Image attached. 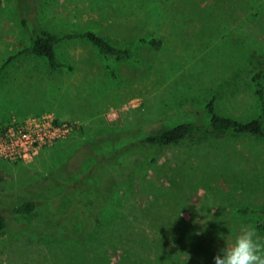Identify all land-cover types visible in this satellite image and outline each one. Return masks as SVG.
<instances>
[{
  "label": "rangeland",
  "instance_id": "rangeland-1",
  "mask_svg": "<svg viewBox=\"0 0 264 264\" xmlns=\"http://www.w3.org/2000/svg\"><path fill=\"white\" fill-rule=\"evenodd\" d=\"M26 7L39 27L91 29L133 56L105 58L86 38L56 45L70 67L17 55L29 43ZM0 67V130L47 112L78 123L30 160L0 157V264H215L242 226L264 239L258 136L221 132L98 161L137 135L197 119L213 94L218 112L256 116L264 0H0ZM27 199L33 211H12Z\"/></svg>",
  "mask_w": 264,
  "mask_h": 264
},
{
  "label": "trees",
  "instance_id": "trees-1",
  "mask_svg": "<svg viewBox=\"0 0 264 264\" xmlns=\"http://www.w3.org/2000/svg\"><path fill=\"white\" fill-rule=\"evenodd\" d=\"M28 10L29 7H26L25 10L24 8L21 9V23L27 28L29 33V43L27 46L20 49L17 55L21 53H31L38 56H44L52 68L70 67L57 58L56 45L67 39L86 38L99 49L105 58L112 57V59L119 61L133 56L131 46H115L108 39L91 29L68 30L65 32L53 33L48 29L39 27L38 25L31 23L28 19L26 15ZM138 41L147 43L155 48H159L162 45V39L159 36H140ZM13 56L14 55L9 56L5 63L9 62ZM2 67H0V71L2 70ZM263 78L264 72L262 69L256 70L252 75L251 80L253 83V91L260 104L259 113L253 118L240 121L233 116L218 112L215 105L216 96L213 94L207 99L204 104V109L197 111L199 115L197 119L182 121L180 124L151 131L141 136L137 135L112 151L101 154L100 157L98 156V161L100 162L102 159L107 158L115 160L122 156V154L135 148H144L145 150H148L151 147L162 148L170 144H176L183 139L202 138L216 135L221 132L235 135L251 134L260 137L264 141ZM203 113L206 114V118L202 116ZM150 157L152 161L155 160L154 154H150ZM36 206V202L33 199H27L15 205L12 208V211L17 213L31 212ZM238 212L242 215H247L249 208H241ZM6 225V216L0 211V230ZM258 227L264 230V210L261 212Z\"/></svg>",
  "mask_w": 264,
  "mask_h": 264
},
{
  "label": "built area",
  "instance_id": "built-area-1",
  "mask_svg": "<svg viewBox=\"0 0 264 264\" xmlns=\"http://www.w3.org/2000/svg\"><path fill=\"white\" fill-rule=\"evenodd\" d=\"M77 121L57 118L53 113L12 119L0 130V157L30 160L38 152L71 136Z\"/></svg>",
  "mask_w": 264,
  "mask_h": 264
},
{
  "label": "clouds",
  "instance_id": "clouds-1",
  "mask_svg": "<svg viewBox=\"0 0 264 264\" xmlns=\"http://www.w3.org/2000/svg\"><path fill=\"white\" fill-rule=\"evenodd\" d=\"M215 264H264V239L254 228L242 226L234 243L214 257Z\"/></svg>",
  "mask_w": 264,
  "mask_h": 264
}]
</instances>
